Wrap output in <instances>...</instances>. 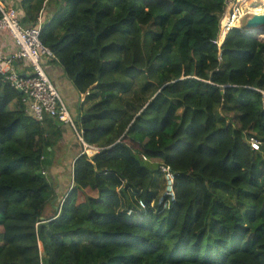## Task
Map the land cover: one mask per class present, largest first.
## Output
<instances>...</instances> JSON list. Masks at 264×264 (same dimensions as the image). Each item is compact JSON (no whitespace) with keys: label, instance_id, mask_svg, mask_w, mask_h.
Returning a JSON list of instances; mask_svg holds the SVG:
<instances>
[{"label":"trees","instance_id":"16d2710c","mask_svg":"<svg viewBox=\"0 0 264 264\" xmlns=\"http://www.w3.org/2000/svg\"><path fill=\"white\" fill-rule=\"evenodd\" d=\"M19 5L88 91L74 120L97 151L77 154L55 201L46 153L62 123L27 115L0 76V264H264V39L233 28L218 49L225 0Z\"/></svg>","mask_w":264,"mask_h":264},{"label":"built area","instance_id":"2783aa9c","mask_svg":"<svg viewBox=\"0 0 264 264\" xmlns=\"http://www.w3.org/2000/svg\"><path fill=\"white\" fill-rule=\"evenodd\" d=\"M225 5L219 18L217 36L213 40L218 49L230 30L233 28L243 30L242 21L247 15L239 0H225ZM23 16L21 10L7 6L3 0H0V30H7L15 45V51L8 58H5L0 52V76L14 89L21 91V100L27 115L38 121H42L45 116L51 117L70 127L84 151L87 148L97 150L84 142L83 131L77 128L67 105L43 68L45 59L58 62L56 56L39 38L43 15L39 14L37 21L30 26L21 23ZM258 37L264 39V35ZM13 61H20L26 70H18ZM87 94L88 91L83 92L81 96L85 98ZM261 94L264 107V91H261ZM249 143L252 149H259V143L255 139L251 138ZM142 159L148 161L146 156H142ZM159 170L163 175L164 189L160 193L156 205L166 209L175 200L174 173L170 166L163 163H160ZM138 205L141 209L145 208L142 200L138 201ZM131 212L129 210L128 214Z\"/></svg>","mask_w":264,"mask_h":264},{"label":"crops","instance_id":"0c3cea01","mask_svg":"<svg viewBox=\"0 0 264 264\" xmlns=\"http://www.w3.org/2000/svg\"><path fill=\"white\" fill-rule=\"evenodd\" d=\"M19 2L20 0H3L5 5L21 10ZM21 11L22 15H24V10L22 9ZM14 51L15 45L9 32L7 30H0V52L5 58H8ZM15 66L18 70H26L22 64ZM43 68L67 105L73 119H75L78 114L87 108L86 106L83 109L84 97L81 96L82 93L77 91L72 80L65 74L63 68L57 62L45 59L43 61ZM16 104H18L17 101ZM61 133L62 137L60 140L46 153L47 160L50 162L46 175L54 184L56 194H60L61 192H65L66 194L69 190L73 161L77 154L84 151L81 144L76 141L70 127L62 124ZM91 149L93 150L91 155H93L97 150ZM85 153L88 155L87 151ZM58 176H60L59 180L57 179ZM39 248L42 250L41 244H39Z\"/></svg>","mask_w":264,"mask_h":264},{"label":"rangeland","instance_id":"374dc122","mask_svg":"<svg viewBox=\"0 0 264 264\" xmlns=\"http://www.w3.org/2000/svg\"><path fill=\"white\" fill-rule=\"evenodd\" d=\"M239 3L242 4L243 10H245L247 12V15L244 17L245 19H243L241 26H244L246 24L247 20L252 17L253 13H251V9L253 7H259V6L260 7H264V0H247V3H245L244 0H239ZM16 106H17L16 101H13L9 105V109L15 108ZM86 106H87L86 103L83 104V109H85ZM76 141H78V140L76 139ZM86 151H87L88 155H91L92 149L87 148ZM59 178H60V176L57 177L58 180H59ZM64 196H65V192H61L60 194H57V195L55 194L54 200L56 201L59 198V200L61 202V200L63 199ZM77 239L86 240V237H84V236H81V237L77 236V237H75L73 239H68L67 241L69 242L71 240H77ZM41 249H42V246H41Z\"/></svg>","mask_w":264,"mask_h":264},{"label":"water","instance_id":"95a60500","mask_svg":"<svg viewBox=\"0 0 264 264\" xmlns=\"http://www.w3.org/2000/svg\"><path fill=\"white\" fill-rule=\"evenodd\" d=\"M243 31L250 32L257 36L264 35V15H253L250 19L247 20L246 24L243 27ZM13 64L16 65L17 62L13 61ZM18 93H21L20 90H17Z\"/></svg>","mask_w":264,"mask_h":264},{"label":"bare ground","instance_id":"6f19581e","mask_svg":"<svg viewBox=\"0 0 264 264\" xmlns=\"http://www.w3.org/2000/svg\"><path fill=\"white\" fill-rule=\"evenodd\" d=\"M244 2L247 3V0H244ZM251 13H253V15H264V7H253Z\"/></svg>","mask_w":264,"mask_h":264}]
</instances>
